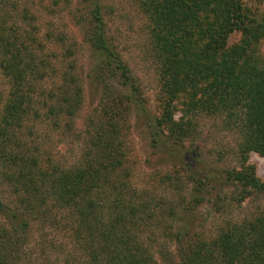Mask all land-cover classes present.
Here are the masks:
<instances>
[{
  "label": "trees",
  "instance_id": "1",
  "mask_svg": "<svg viewBox=\"0 0 264 264\" xmlns=\"http://www.w3.org/2000/svg\"><path fill=\"white\" fill-rule=\"evenodd\" d=\"M20 4L0 0V71L10 82L7 97L0 98V185L9 187L12 196L0 199V264L22 261L35 222L70 231V256H85L79 264H159L153 245L142 237L148 229L154 235L155 228L157 239L174 242L177 264H264V207L225 221L215 233L181 216L174 225L176 207L167 208L163 198L130 183L131 147L126 143L131 112L142 115L155 152L172 157L176 175L164 176L166 187L179 192L184 182L191 185L189 201L179 196L188 218H196L212 180L220 189L232 187L233 195L225 198L230 203L264 197V179L247 163L251 151L264 155L263 6L252 0H139L157 64L151 109L109 41L99 0H83L90 16L84 34L92 49L88 75L99 84L100 96L76 131L68 119L82 106L83 87L71 45L65 46L63 35L46 31L48 41L61 48L50 53L37 36L36 15ZM234 32L239 37L229 43ZM39 88L45 98L36 102ZM201 114L218 117L223 128L236 132L238 167L215 174L199 165L189 170L183 148L198 136ZM31 115L82 141L73 164L41 159L36 146L17 136L14 130ZM180 169L189 170L186 181L178 176ZM218 200L212 204L223 207ZM52 207H57L54 213Z\"/></svg>",
  "mask_w": 264,
  "mask_h": 264
},
{
  "label": "rangeland",
  "instance_id": "2",
  "mask_svg": "<svg viewBox=\"0 0 264 264\" xmlns=\"http://www.w3.org/2000/svg\"><path fill=\"white\" fill-rule=\"evenodd\" d=\"M138 1L99 0V3L102 6L109 41L124 58L132 76L139 83L142 94L147 100V105L153 109L158 84L157 64L150 48L146 15L139 8ZM252 1L256 4L259 2L264 8V0ZM20 3L22 6L30 7L36 15L37 21L35 23L39 27L37 36L41 38L50 53H58L61 48L59 44L48 41V38L44 35L46 31H51L53 33L51 34L52 37L63 35L65 46L71 45L72 58L75 59L76 70L80 77V84L83 87V102L76 115L68 120L72 122L74 130L78 131L83 128L86 115L97 104L100 96L99 84L88 75L92 63V49L84 34L90 17L89 11L82 8L83 0H20ZM238 37L239 33L234 32L230 35L228 42L231 43ZM54 41L57 42L58 40ZM259 46L260 53L264 56V39ZM48 84L47 86H49ZM9 87V78L0 71L1 99L7 97ZM35 96L36 102L41 97L45 98L40 88ZM43 108L45 109V107ZM43 108L41 106L42 110ZM179 114L176 113L175 117H178ZM53 117L55 116H51V118ZM26 118L21 128H16L14 131L24 141L31 143V148L34 146L38 148L37 155L41 159L52 158L65 167L76 161L79 150L83 145L81 140L76 137L67 138L62 133L61 128H55L38 116L31 115ZM60 118L63 121L66 120L65 115ZM198 119V136L186 141L183 148L185 159L190 166L189 170L199 165L205 172L215 174L220 173L222 169L238 167L240 160L237 158L235 151L239 137H237L236 132L223 128L220 123L221 119L216 116L213 118L201 114ZM126 143L131 147L128 154V161L132 167L129 177L130 183L137 189H143L150 193L153 197L163 198L167 208L176 207L177 214L174 215V225L180 223L178 217L181 216L185 219L184 221L188 219L187 221L193 225L198 224L199 229L215 233L225 221L241 219L248 215L250 211L264 207V197L259 195H250L240 204L235 200L230 203L229 199L225 198L233 195L232 187L228 184L227 187L220 189V186L215 183L216 180H212L207 184L209 192L205 194L204 201L195 209L193 216L196 218H188L184 215L185 211L179 206L181 203V197L179 196L182 195L187 201L191 185L188 181L184 182V187L179 192L166 187L164 176L168 174L176 175L175 168L172 167L173 164L170 160L172 157H168L162 151L155 152L158 149L152 146L149 134L146 131V120L142 115L131 112L130 129L126 134ZM198 162L201 163L198 164ZM247 163L253 164L255 174L264 179V155L251 151ZM189 170L180 169L178 173L180 179L186 181ZM9 191V187L5 184L4 186L0 185V199L4 201L12 200ZM215 194H219L221 197H217L218 195ZM216 198L219 199L216 205H219L221 200L223 207L212 204ZM56 209L57 207H52V213ZM1 222L3 223L2 217H0ZM31 224L30 235L33 239L32 242L23 246L20 256L22 261L19 264H79L81 259H85L84 254L80 255V253L78 255L72 253V256H70L72 251L68 247L69 245L73 246L69 235L70 231H59V226L55 224L41 225L37 222ZM157 231L158 229L155 228V232ZM155 232L152 235L150 229L145 230L142 237L146 243L153 245L151 248L159 264H177L174 242L169 238L161 239L159 236L157 239ZM60 241L66 242L65 245H62V248L57 246ZM161 246H165L162 252H160Z\"/></svg>",
  "mask_w": 264,
  "mask_h": 264
}]
</instances>
